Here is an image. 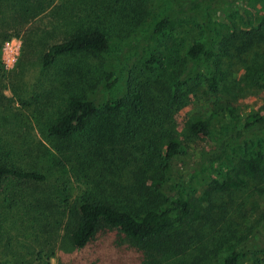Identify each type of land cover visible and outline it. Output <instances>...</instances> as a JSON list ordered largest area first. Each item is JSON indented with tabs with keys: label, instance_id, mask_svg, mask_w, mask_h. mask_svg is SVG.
<instances>
[{
	"label": "rangeland",
	"instance_id": "1",
	"mask_svg": "<svg viewBox=\"0 0 264 264\" xmlns=\"http://www.w3.org/2000/svg\"><path fill=\"white\" fill-rule=\"evenodd\" d=\"M89 28L109 35L106 53L44 65L50 45ZM199 43L209 54L197 66L189 49ZM145 90L165 93L145 114L102 115L65 140L48 132L72 97L102 103ZM197 117L209 121V135L190 136ZM171 132L187 151L171 178L196 204L184 235L191 246L145 250L102 223L88 247L76 248L68 207L84 192L133 200L134 173ZM0 150L46 175L6 180L0 264H221L236 249L246 253L239 264H264V169L252 177L242 168L264 152V0H0ZM220 169L225 190L215 183Z\"/></svg>",
	"mask_w": 264,
	"mask_h": 264
},
{
	"label": "trees",
	"instance_id": "2",
	"mask_svg": "<svg viewBox=\"0 0 264 264\" xmlns=\"http://www.w3.org/2000/svg\"><path fill=\"white\" fill-rule=\"evenodd\" d=\"M168 23L167 19L161 20L158 32L168 26ZM110 43L109 35L103 30H77L64 40L50 45L43 57L44 65L48 66L57 57L67 54L106 53L110 49ZM208 54L209 49L205 43L195 44L189 49V58L193 65L198 66ZM153 62L154 58L147 61L146 66L150 67ZM204 78L211 89L217 88V78L214 74L209 73ZM164 94L162 92L154 95L145 90L138 99L131 96L118 97L106 99L102 103L84 96H75L70 99L60 117L48 127V132L57 139H69L100 122L102 115L114 116L126 110L145 114L147 106L151 105L150 102L154 105L152 100ZM254 118L260 120L258 116ZM189 133L193 137L209 135V121L195 118L189 125ZM186 152L184 141L171 132L161 148H155L153 154L145 161L146 168L142 167L144 171L134 173L130 193L133 200L129 199L125 205L106 196L99 197L91 192H84L67 209L66 228L72 244L78 249L88 247L103 223L145 250L165 251L180 244L191 246L192 237L186 239L184 235L188 234L187 223L196 210V204L194 199H188L182 191L183 184L174 183L171 178L175 159ZM6 160L0 150V215L1 195L9 177L32 181L46 180L44 173L22 169ZM242 168L252 177L260 175L264 169V152L258 150L242 163ZM215 183L222 190L227 188L222 169L219 170V178ZM139 202L141 204L137 206ZM41 203L49 202L41 199ZM245 254L242 249L232 250L222 256L220 263L239 264Z\"/></svg>",
	"mask_w": 264,
	"mask_h": 264
}]
</instances>
